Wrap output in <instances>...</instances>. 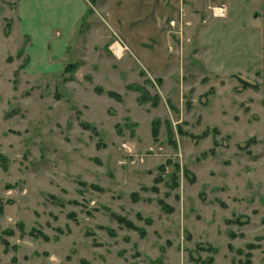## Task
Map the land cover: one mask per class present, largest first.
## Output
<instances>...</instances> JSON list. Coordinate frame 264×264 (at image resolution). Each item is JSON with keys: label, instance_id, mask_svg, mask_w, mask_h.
I'll return each instance as SVG.
<instances>
[{"label": "rangeland", "instance_id": "374dc122", "mask_svg": "<svg viewBox=\"0 0 264 264\" xmlns=\"http://www.w3.org/2000/svg\"><path fill=\"white\" fill-rule=\"evenodd\" d=\"M182 2L153 68L0 0V264H264V0Z\"/></svg>", "mask_w": 264, "mask_h": 264}, {"label": "crops", "instance_id": "0c3cea01", "mask_svg": "<svg viewBox=\"0 0 264 264\" xmlns=\"http://www.w3.org/2000/svg\"><path fill=\"white\" fill-rule=\"evenodd\" d=\"M182 4V0H17L16 6L26 30L36 29L38 37L51 40L55 57L63 55L70 30L92 9L133 55L154 63V68L168 59L163 52L165 29L169 20L178 22Z\"/></svg>", "mask_w": 264, "mask_h": 264}, {"label": "built area", "instance_id": "2783aa9c", "mask_svg": "<svg viewBox=\"0 0 264 264\" xmlns=\"http://www.w3.org/2000/svg\"><path fill=\"white\" fill-rule=\"evenodd\" d=\"M212 13L215 15H222L224 13L223 8L222 7H212ZM168 23L170 25H173V21L169 20ZM126 48V46L122 43V41L119 40H113V42L110 45V49L112 54H114L115 56L120 55L123 50Z\"/></svg>", "mask_w": 264, "mask_h": 264}, {"label": "trees", "instance_id": "16d2710c", "mask_svg": "<svg viewBox=\"0 0 264 264\" xmlns=\"http://www.w3.org/2000/svg\"><path fill=\"white\" fill-rule=\"evenodd\" d=\"M86 11H89V9H87ZM110 93L113 94V95H115L116 97L118 96V94L115 93V92H113V91H111ZM153 130H154V129H153ZM205 133H206V132H205ZM203 134H204V132H203Z\"/></svg>", "mask_w": 264, "mask_h": 264}]
</instances>
